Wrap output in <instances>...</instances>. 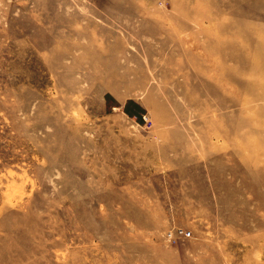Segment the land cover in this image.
I'll list each match as a JSON object with an SVG mask.
<instances>
[{
  "label": "rangeland",
  "instance_id": "374dc122",
  "mask_svg": "<svg viewBox=\"0 0 264 264\" xmlns=\"http://www.w3.org/2000/svg\"><path fill=\"white\" fill-rule=\"evenodd\" d=\"M0 264H264V0H0Z\"/></svg>",
  "mask_w": 264,
  "mask_h": 264
}]
</instances>
